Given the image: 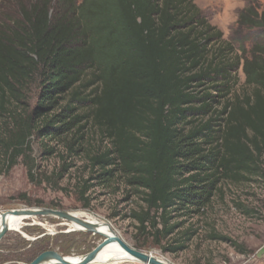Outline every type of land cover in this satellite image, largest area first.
Listing matches in <instances>:
<instances>
[{
  "label": "trees",
  "instance_id": "obj_1",
  "mask_svg": "<svg viewBox=\"0 0 264 264\" xmlns=\"http://www.w3.org/2000/svg\"><path fill=\"white\" fill-rule=\"evenodd\" d=\"M238 24L264 32V12L245 9ZM33 75L39 99L24 113ZM33 138L62 141L96 186L141 197L131 218L159 245L173 219L199 215L223 181L257 169L264 35L236 51L193 0H0V176L19 161L33 169Z\"/></svg>",
  "mask_w": 264,
  "mask_h": 264
},
{
  "label": "rangeland",
  "instance_id": "obj_2",
  "mask_svg": "<svg viewBox=\"0 0 264 264\" xmlns=\"http://www.w3.org/2000/svg\"><path fill=\"white\" fill-rule=\"evenodd\" d=\"M193 1L236 51L241 47L249 50L264 35L261 30L238 24V16L245 9L264 12V0ZM38 86L33 75L23 89V99L17 103L24 113L35 108ZM233 90L240 96L247 93L241 70ZM89 134L98 146L99 138L94 132ZM45 148H51L53 153L43 154ZM31 151L32 170L19 161L8 174L0 176V215L19 209L83 212L112 225L130 248L162 258L168 264H264V150L258 154L257 169L223 181L199 215L173 219L170 225L176 226L174 232L159 245L150 235L141 234L131 218V213L142 207L141 197L122 184H112L111 190L96 186L90 180L87 163L70 154L62 141L33 138ZM63 168L68 169L66 173H62ZM85 182L93 187L82 194ZM187 230L192 234L189 239L184 236ZM104 240L101 235L74 230L65 220L30 218L24 221L20 233L8 231L0 240V264H29L44 253L81 257ZM41 242L46 250L35 254V246Z\"/></svg>",
  "mask_w": 264,
  "mask_h": 264
},
{
  "label": "bare ground",
  "instance_id": "obj_3",
  "mask_svg": "<svg viewBox=\"0 0 264 264\" xmlns=\"http://www.w3.org/2000/svg\"><path fill=\"white\" fill-rule=\"evenodd\" d=\"M69 222L74 230L87 231L91 230L105 238V240L118 237L123 243V240L119 232L110 224L101 221L90 214L83 212L68 214ZM24 219L18 215H12L11 213L0 215V235L3 231L20 230V227L24 223ZM156 259L167 263L162 258ZM80 257L76 258H65V261L69 264H77ZM112 262L113 264H120L123 262H138L131 255L125 252L118 243H112L104 247L94 258L92 264H106ZM140 263V262H139Z\"/></svg>",
  "mask_w": 264,
  "mask_h": 264
},
{
  "label": "water",
  "instance_id": "obj_4",
  "mask_svg": "<svg viewBox=\"0 0 264 264\" xmlns=\"http://www.w3.org/2000/svg\"><path fill=\"white\" fill-rule=\"evenodd\" d=\"M7 213H11L12 215L21 216L24 220H27L30 218H36V217H53V218H58V219L65 220V221L69 220L68 214H71V213H64V212H59V211H42L38 209H19V210H14V211L7 212ZM8 231H15V232L20 233V230H11V229L5 230L1 233L0 240ZM86 232L97 234L95 232H92L91 230H87ZM112 243H118L125 252H127L129 255H131L134 259H136L141 264H168V263H165V262H162L156 259L150 253H145V252L130 248L125 243H123L118 237L104 240L94 250L81 256L77 264H92L95 256L104 247ZM29 264H69V263L65 261V257H60L54 253H44V254L37 256Z\"/></svg>",
  "mask_w": 264,
  "mask_h": 264
}]
</instances>
